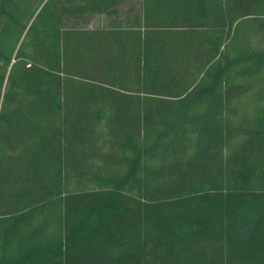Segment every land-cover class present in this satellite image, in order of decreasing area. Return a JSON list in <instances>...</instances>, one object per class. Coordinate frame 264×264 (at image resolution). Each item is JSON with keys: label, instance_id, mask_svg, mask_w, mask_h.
Returning a JSON list of instances; mask_svg holds the SVG:
<instances>
[{"label": "trees", "instance_id": "trees-1", "mask_svg": "<svg viewBox=\"0 0 264 264\" xmlns=\"http://www.w3.org/2000/svg\"><path fill=\"white\" fill-rule=\"evenodd\" d=\"M0 264H264V0H0Z\"/></svg>", "mask_w": 264, "mask_h": 264}, {"label": "rangeland", "instance_id": "rangeland-1", "mask_svg": "<svg viewBox=\"0 0 264 264\" xmlns=\"http://www.w3.org/2000/svg\"><path fill=\"white\" fill-rule=\"evenodd\" d=\"M106 20H107V19L102 20V19H100V18H98V17H95V18H94V21H93V26H97V25H100V24H102V23H105Z\"/></svg>", "mask_w": 264, "mask_h": 264}]
</instances>
